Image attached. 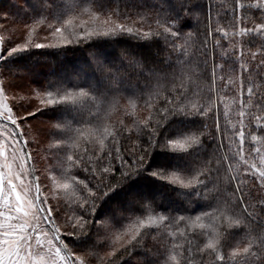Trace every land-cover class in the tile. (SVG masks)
Masks as SVG:
<instances>
[{
    "label": "snow or ice",
    "instance_id": "snow-or-ice-1",
    "mask_svg": "<svg viewBox=\"0 0 264 264\" xmlns=\"http://www.w3.org/2000/svg\"><path fill=\"white\" fill-rule=\"evenodd\" d=\"M19 7L24 15L13 23L29 37L38 26L57 43L0 37V264H264V0H231L215 18L211 0H137L133 7L31 0ZM90 41L97 42L78 67L37 87L28 84V69L8 59ZM25 88L37 103L18 107L15 92ZM129 107L143 115L132 118ZM113 110L124 118L112 122ZM231 113L237 124L228 137L221 119ZM178 117L199 124L162 135ZM249 136L260 146L246 155ZM45 140L55 151L41 157ZM156 148L192 150L196 163L191 171L150 168ZM40 159L48 162L42 172L32 163ZM237 159L242 171L233 168ZM144 174L175 186L180 209L161 210L159 195L143 190L109 199ZM178 213H198L183 245L169 232L187 223Z\"/></svg>",
    "mask_w": 264,
    "mask_h": 264
},
{
    "label": "trees",
    "instance_id": "trees-1",
    "mask_svg": "<svg viewBox=\"0 0 264 264\" xmlns=\"http://www.w3.org/2000/svg\"><path fill=\"white\" fill-rule=\"evenodd\" d=\"M61 3H71V0H60ZM122 7H133L137 6V0H120ZM213 4V12L212 16L215 18L216 10L219 9L221 12L224 8L229 7L231 4V0H211ZM23 4L25 8L28 5H31V0H28V5L24 3V0H0V16H8V20H0V25L7 24L9 25V31H0L5 35V40L8 38L16 39L18 42H24L25 40L32 39L37 43H51L56 44L57 41L53 39L45 40L43 39L45 33L39 31V27L36 26V31L33 33L31 37L28 36V33L24 31L23 24L13 23L14 20L18 19V16L24 15L21 12L19 5ZM81 19L88 20L90 25L95 28L98 26V22L89 19L87 15H83L80 17ZM185 27H191L192 21H186ZM3 35V36H4ZM40 37V39H39ZM113 39H122L121 37L113 38ZM106 42H111L108 38H104ZM97 41H90L88 44L83 46H70L68 49H32L26 53L16 54L12 57H9V61L13 66L20 65L26 69H28L32 74L31 81L28 84L31 87H37L40 84H43L49 79H54L57 76L62 74L66 75L67 70L78 67L80 65L81 60L85 57L86 52L85 49L88 48L89 44L96 43ZM111 51V49H109ZM33 84H32V83ZM31 93L25 90H16L15 92V104L19 107L20 104H24L27 106L30 102L33 104L37 103L34 100L30 101ZM127 103V101H122L121 105ZM229 103L231 101L229 100ZM20 110L24 111L23 108ZM33 110V109H28ZM128 112L131 114L132 118H135L137 115H143L142 109L129 107ZM45 118H48L47 116ZM124 118V113L122 111L113 110L112 113V122H115L119 119ZM130 123V119L127 121ZM221 123L225 129V135L230 137L232 134L233 125L237 124L235 119V113H231L228 118H222ZM199 119L197 117L192 118H184L178 117L174 118L169 124L162 130V135H167L169 137H174L182 132H185L189 129H194L198 126ZM33 135H26L24 139L31 141L33 139ZM54 141L45 140L41 145V157H46L50 154L49 151H45V149H50L51 145ZM225 144L228 143V140L224 141ZM260 145L256 144L255 141L252 140V137H248V142L245 145L246 155L248 151L254 147H258ZM235 145H233V148ZM35 145L29 144L28 151L32 152L35 157L36 153L34 151ZM51 151H55L54 148H51ZM227 153L226 148H221L219 150L220 155H225ZM253 162L251 157H249V163ZM32 163L35 164L37 169L43 170L45 165L48 163L46 160L40 159L39 162L33 160ZM196 163L195 155L192 154V150H189L188 153L184 152H175L171 151L167 148H156L154 149L150 160L149 167L150 168H159L165 170H181V171H191ZM233 168L236 170L242 169V162L237 160L232 161ZM59 178V176H58ZM131 190H143L149 194H157L159 195V202L161 206V210H169V209H177L179 210L182 206V199L176 196V191H178L175 186L168 185L166 182L157 180L154 177L148 176L144 174L142 176H137L133 180H130L124 188L117 190L112 193L110 196V200L118 201L122 200L126 193ZM49 203H54L53 199H49ZM203 206V202H200L196 205V210H200ZM198 213H178V215H185L186 224H178L171 226L169 228V232L172 236H175V240L173 243L176 245H183L186 242V239H191L190 233L193 231L192 221L195 219V215ZM200 223L207 225L209 221L202 220ZM126 228L131 229L135 227V224L130 222L125 225ZM187 229V231H185ZM195 230L197 232L200 231L199 225L195 226ZM178 233H184V235H178ZM195 243V241H193ZM226 251H230V248H225Z\"/></svg>",
    "mask_w": 264,
    "mask_h": 264
},
{
    "label": "rangeland",
    "instance_id": "rangeland-1",
    "mask_svg": "<svg viewBox=\"0 0 264 264\" xmlns=\"http://www.w3.org/2000/svg\"><path fill=\"white\" fill-rule=\"evenodd\" d=\"M4 34H2L1 32H0V37H3V38H5V35L3 36ZM39 39H40V37H39ZM9 96L10 97H12L13 96V93L12 92H9ZM14 103H15V98H14ZM20 110V109H19ZM20 113H21V115H23L24 114V111H22V110H20ZM43 170H41V172H42ZM38 174H41V173H38ZM28 179H30V177H26V183H27V180ZM41 179L42 180H44V177H43V175H41ZM44 183L45 184H47V183H50V181H44ZM42 195H44V196H47V197H49V199H52V197H53V195H54V192L53 191H50V190H45L43 193H42ZM50 201V200H49Z\"/></svg>",
    "mask_w": 264,
    "mask_h": 264
}]
</instances>
